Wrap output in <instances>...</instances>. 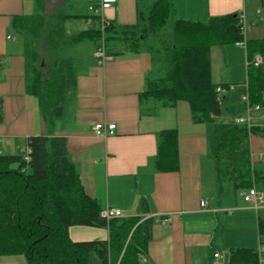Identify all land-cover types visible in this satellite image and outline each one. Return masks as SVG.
Masks as SVG:
<instances>
[{
    "label": "trees",
    "instance_id": "obj_1",
    "mask_svg": "<svg viewBox=\"0 0 264 264\" xmlns=\"http://www.w3.org/2000/svg\"><path fill=\"white\" fill-rule=\"evenodd\" d=\"M33 1V15L15 17L12 27L23 39L26 90L36 98L49 133L75 93L82 69L81 60L72 52L75 46L84 43L97 49L102 44L111 58L144 50L150 56L153 77L139 96L141 111L149 114L177 102L187 103L192 123L212 124L207 147L217 183L229 181L235 193L252 187L264 193V167L253 166L250 160V138H264V122L254 121L251 127L232 121L215 123L223 110L234 117L242 115L243 95L253 112L264 113V39H244L240 14L213 16L204 23L176 20L167 0H136L134 24L117 27L109 21L102 33L91 13L69 15L61 8L45 15L46 0ZM88 18L92 19L88 26L94 27L71 31L66 24ZM241 41L246 61L258 54L263 64L246 66L243 84H213L211 48ZM27 148L28 161L22 154L0 155V256L20 255L26 264H88L87 257L93 253L100 264H139L146 255L152 226L165 218L105 220L67 161L63 138L31 137ZM151 165L156 173L178 170L175 130L158 134ZM140 208L144 214L149 212L145 200ZM73 226L107 228L109 236L106 241L73 242L68 237ZM257 226L264 246V219ZM227 254V264H259L260 260L252 249H230Z\"/></svg>",
    "mask_w": 264,
    "mask_h": 264
},
{
    "label": "crops",
    "instance_id": "obj_2",
    "mask_svg": "<svg viewBox=\"0 0 264 264\" xmlns=\"http://www.w3.org/2000/svg\"><path fill=\"white\" fill-rule=\"evenodd\" d=\"M135 1L119 0L104 12V17L117 27L134 24ZM167 1L173 8L172 19L204 23L213 16L238 13L249 27L244 39H264V18L260 20L258 9V17L250 13V7L257 3L264 8V0ZM89 6V0H71L56 11L63 8L69 15L88 16ZM34 9L33 0H0V155H23L31 137L63 138L67 161L74 166L85 193L97 201L101 211L113 208L122 218L140 217L141 221L165 218L152 226L141 264H212L230 249L258 252L261 238L257 224L264 219V208L255 212L240 197L242 191L216 190L214 162L207 147L212 124L192 123L185 102L160 107L154 113L141 111L139 96L146 81L153 77L150 56L144 50L113 56L98 65L91 44L76 46L82 69L76 77L75 93L64 104L62 118L48 132L36 98L26 90L23 39L17 42L15 35H20L12 27L15 17H30ZM44 13L53 14L46 13V4ZM66 24L71 31L94 27L84 19L67 20ZM10 35H14V40L8 39ZM218 55L223 65L232 58L233 65L240 68L246 53L236 44L210 50L212 83L238 84L234 71L222 77L217 70L212 79L211 60ZM235 117L230 115L228 122ZM97 124H113L115 129L105 138L96 137L92 128ZM166 130L177 134L178 170L156 173L151 161L156 155L158 134ZM260 155H264V138L253 135V166L264 167ZM228 194L229 201L225 199ZM142 200L147 202V214L141 211ZM201 202L206 205L201 207ZM108 236L107 228L73 226L68 230L73 242L106 241ZM211 249H215L218 259H213ZM87 262L100 264L93 253ZM0 264L26 263L18 255L0 256ZM259 264H264V254Z\"/></svg>",
    "mask_w": 264,
    "mask_h": 264
},
{
    "label": "built area",
    "instance_id": "obj_3",
    "mask_svg": "<svg viewBox=\"0 0 264 264\" xmlns=\"http://www.w3.org/2000/svg\"><path fill=\"white\" fill-rule=\"evenodd\" d=\"M92 2V5L94 4L95 7L89 6V11L90 13L95 16L98 21V26L100 31L103 33L104 29L107 28L110 23L109 20L104 17V12L110 8H112L119 0H89ZM87 25H90L92 23V19L88 18L86 21ZM240 32L243 37H245V34L249 30V27L245 24L243 16H240ZM8 39L14 40V35H10ZM237 46H243L244 47V41L236 43ZM94 57L97 61L98 65H103L105 62L111 60V57L108 56L104 48L101 44V46L97 49H95L94 52ZM263 64V58L260 55H255L251 61H246V66H253L254 68L259 67L260 65ZM241 102L245 106L244 113L247 115L246 117L242 115L236 116L233 120L236 124H245L247 127H251L253 125L252 121V112L253 108H251L248 104V98L246 95H243L241 97ZM260 121L264 122V116L261 118ZM115 129V125L113 124H97L92 128V132L96 137H102L105 138L108 135H111ZM29 151L27 150L23 154V159L24 161L29 160L28 156ZM263 158L264 155H260L259 159ZM240 197L242 200L246 203H248L251 208L257 212L258 210L264 208V193L259 192L255 187L250 188L247 191L241 192ZM206 205V202H201L200 206L204 207ZM100 216L104 218L105 220H110L114 218L122 219V216L120 212L116 209L113 208H106L105 210L100 212ZM259 256L264 254V246H261L258 250ZM219 256L218 254L214 253L213 254V259H218Z\"/></svg>",
    "mask_w": 264,
    "mask_h": 264
},
{
    "label": "rangeland",
    "instance_id": "obj_4",
    "mask_svg": "<svg viewBox=\"0 0 264 264\" xmlns=\"http://www.w3.org/2000/svg\"><path fill=\"white\" fill-rule=\"evenodd\" d=\"M71 0H50L49 2H47V3H45L46 4V13H53L54 11H56V9L59 7V6H61V5H65V4H69V2H70ZM77 1V0H76ZM259 10L260 11V15H259V18H260V20H262V18H264V8H262L261 7V5L259 4V3H257V5L256 6H252V7H250V13L253 15V16H255V17H258V15L257 14H255V12H256V10ZM32 13V12H31ZM79 27L80 28H83L84 27V25H82L81 23L79 24ZM249 31V30H248ZM247 31V32H248ZM247 34V33H246ZM246 34H245V36H246ZM15 38H16V40H17V42H22V38L20 37V36H17V35H15ZM81 45H83V46H86V45H89V44H85L84 45V43L83 44H81ZM76 47V46H75ZM75 47L73 48V50H72V52H74V53H77V51H75ZM240 49H242L243 50V54L245 53V51H244V47L243 46H238ZM106 48V47H105ZM231 50V49H230ZM221 56L220 55H218V56H216V58H212V62H211V73H212V79H214V77H215V71H217L218 70V74L219 75H221L222 77L226 74V73H228V72H230V71H234L235 72V78L238 80V84H241V83H243V82H245V80H246V74H245V68H246V57L245 58H243V62H242V65H241V67L240 68H238L237 66H236V64H234L233 65V62H232V58L231 59H229V60H227L226 61V64L225 65H223L222 64V60H221ZM239 71H240V74H239ZM254 113V112H253ZM260 114V115H259ZM243 116L244 117H246L247 115L245 114V113H243ZM258 116V117H257ZM264 116V113H258V115H252L251 116V118H252V121L254 120L255 121V119H256V117H257V120H260V118L259 117H263ZM259 118V119H258ZM229 120H231L230 119V114H228L225 110H223V112H222V115L218 118V119H216L215 120V123L217 124V123H227ZM260 122H263V121H260ZM219 188H221V190H223L224 191V193H226L227 192V189L226 188H229L230 189V191L232 192V184L229 182V181H224L221 185H216V190H219ZM246 191V190H245ZM244 192V191H243ZM240 193V192H239ZM225 199L227 200V201H229L230 200V197H229V194H228V196H226L225 197ZM239 199V198H238ZM259 215H261L262 216V214L259 212ZM227 258H228V254H227V252L226 251H224V252H222V256L220 257V259H218V260H216V261H211V263L212 264H214V263H217V264H227ZM139 264H141V262L139 263Z\"/></svg>",
    "mask_w": 264,
    "mask_h": 264
}]
</instances>
